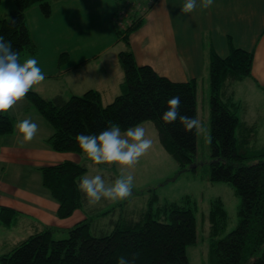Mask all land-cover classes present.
<instances>
[{
  "label": "trees",
  "instance_id": "trees-1",
  "mask_svg": "<svg viewBox=\"0 0 264 264\" xmlns=\"http://www.w3.org/2000/svg\"><path fill=\"white\" fill-rule=\"evenodd\" d=\"M11 2L14 8L8 14L0 13V35L11 42L21 60L38 51L26 23V12L37 5L42 15L48 17L51 6L48 0ZM155 2L143 0L135 9L129 1H122L110 18L115 35L124 44L117 55L123 74L119 83L121 91L110 103L103 105L100 93L93 89L51 100L32 90L26 93L27 101L53 129L46 140L53 151L81 154L76 136L99 133L109 122L119 124L122 130L149 122L157 131L164 152L178 164V173L197 169L188 168L196 161L197 129L185 131L179 122L166 123L160 118L167 107L166 101L176 95L181 98L179 112L197 118L196 82H172L150 66L138 65L130 49L129 34L141 26L142 18ZM123 10L127 25L119 27V12ZM252 62L251 51L232 46L226 57L213 51L209 54V180L229 183L239 197V205L234 229L221 238L211 235L214 239L210 242L208 264H264V144H258L256 137L248 132L249 127L242 125L238 117L241 104L224 89L229 81L249 78ZM14 128L15 120L8 112L0 116V139ZM256 148L260 149L251 150ZM39 172L42 186L58 202V218L65 219L75 210H82L87 201L78 191L77 183L87 172L83 164L66 161L41 167ZM152 195L147 210L135 221L115 222L109 227L106 215L115 209L112 205L102 212L96 209L94 214L76 223L66 231L64 239L55 240L57 229L43 226L0 254V264H117L120 256L133 260L134 264H190L186 247L196 242L194 212L175 202H164L156 212L169 222L154 220L152 209L157 196L155 192ZM224 213L222 200L214 199L208 212L212 231H219L218 221L225 219ZM16 214L13 209L0 207V224L11 227ZM90 218L95 220L94 226Z\"/></svg>",
  "mask_w": 264,
  "mask_h": 264
},
{
  "label": "crops",
  "instance_id": "crops-1",
  "mask_svg": "<svg viewBox=\"0 0 264 264\" xmlns=\"http://www.w3.org/2000/svg\"><path fill=\"white\" fill-rule=\"evenodd\" d=\"M183 3L184 0H156L146 12L141 26L128 36L136 63L150 66L158 75L172 82L183 83L194 80L197 87V100L201 98L202 102H207L210 52L226 57L231 46L251 51L253 53L251 76L241 81H229L224 89L225 93L233 94L234 97L235 93L231 86L248 82L245 87L248 92L254 94L243 91L237 95V99L235 97L241 104L238 117L244 123L242 124L244 127H249L248 132L256 137L258 144H264L260 138L264 128V118L261 116L260 109L261 105L264 112V0H213L207 8L202 7L198 0L197 7L187 13L182 11ZM117 8L118 3L107 5L105 11L110 10V13L104 21L106 24L111 23L110 18ZM0 13L2 14L1 7ZM80 19L84 20L85 15H80ZM71 29L78 31L77 25L72 26ZM110 34L115 35V28ZM123 49V42L117 36L115 40L112 35H109L108 42L95 55L83 54L79 57L74 55L75 58H71L69 52H65V56L60 54L58 62L53 63L52 71L49 64L40 56L39 51L34 56H23L20 62L27 57H35L37 62L43 65L41 70L45 73V79L30 90L46 100H51L56 96L67 98L83 94L84 92H73L71 82L77 79L74 76L81 75L87 69V65L93 67L95 71L96 67L100 66L101 59L104 60L102 68L111 72L108 74L104 69V82L110 85L108 92L101 95L102 104L105 105L116 96L115 90L122 80L123 74L117 55ZM61 56L63 58H60ZM71 73L74 76H70ZM111 75H113V83L110 82ZM250 84L253 85L251 88ZM104 85L102 83L98 86ZM68 88L72 89V92L65 94ZM257 91H259L257 99H261L260 102H262L259 107L255 105L258 100L252 99ZM251 99L254 104H251ZM8 114L14 118L15 124L26 118L34 120L38 124V130L30 141H23L15 128L11 134L2 136L0 139V207H8L17 213L11 227L6 228L0 224V231H8L7 237L0 235V253L3 249L8 250L15 244L10 242L12 235L22 240L38 232L43 226H51L57 229L56 234L64 238L69 228L94 214L96 209V212H102L112 205L119 209L123 202L136 197V191L140 188H132L130 195L124 199L102 200L97 208L87 202L82 210H75L65 219L58 218V202L42 186L39 168L68 161L83 164L87 168L85 175L91 172L96 174L98 170L106 169L112 181L130 172L131 166L127 168H120L115 164L97 166L92 164L86 156L83 157V153L53 151L46 143L47 138L53 133L52 127L25 97L18 101ZM140 125L151 135L152 130L157 133L149 122ZM242 130L244 131L243 128ZM150 152L156 157L166 155L163 148L159 144L156 147L154 143L150 147ZM101 175L103 176V173ZM167 177L169 176L165 174L156 181ZM116 208L112 210L111 215H106L109 227L115 222L135 221L139 213L136 215V212H132L130 215L121 216L116 213ZM144 212H140L138 217L140 218ZM91 220L92 218L90 222ZM92 221L94 226L95 220Z\"/></svg>",
  "mask_w": 264,
  "mask_h": 264
},
{
  "label": "rangeland",
  "instance_id": "rangeland-1",
  "mask_svg": "<svg viewBox=\"0 0 264 264\" xmlns=\"http://www.w3.org/2000/svg\"><path fill=\"white\" fill-rule=\"evenodd\" d=\"M51 6V14L48 17L42 15L39 6H35L26 12V23L31 33V39L36 46V50L39 51L41 57L49 64L50 71L53 70V63L58 62L60 54L69 52L71 58H75L74 55L82 56L83 54H97L98 51L108 42V36L112 35L116 40L114 34L110 32L114 31L112 23H105L110 10L105 11V8L116 3L120 4L122 1L131 2L133 8H137L143 3V0H48ZM2 15L8 14L9 10L14 8L11 0L1 1ZM101 3V4H100ZM88 9V12H86ZM88 14H90L88 16ZM80 15H85V19L81 21ZM142 18V16H139ZM143 19V18H142ZM83 22V23H82ZM77 25V30H72L71 27ZM105 25V27H104ZM61 62V61H60ZM64 63V62H62ZM41 68L43 65L38 63ZM104 60L101 59V64L93 70V67L87 65V69L82 72L81 75L74 76L71 73L70 76H74L77 79L71 82L73 92H86L89 89L96 90L100 95L108 92V85L104 82ZM107 73L109 72L105 69ZM110 80L113 83V75ZM105 84L103 87H99L100 84ZM248 82L237 83L232 85V91H234V101L238 98L243 91L248 89L245 84ZM253 85L250 84L251 88ZM242 89V90H241ZM72 92V89L68 88L65 94ZM118 95L120 93V85L115 90ZM113 91V92H115ZM112 92V93H113ZM254 94L253 92H248ZM259 91L256 92L254 98L257 99ZM227 95H233L226 93ZM263 97V95L260 94ZM236 97V99H235ZM251 99V104H254ZM258 100V99H257ZM259 99L255 105L259 107L262 103ZM250 103V99L248 100ZM259 102V104H258ZM262 118H264V112L261 108ZM197 119L201 122L202 127L197 128V140H196V158L195 164L190 165L188 168H197L194 172L183 171L179 172L178 164L175 160L166 155L156 157L150 148L141 155L138 160L130 167V172L134 176V182L132 188H140L136 191L137 195L132 200L123 202L119 209L116 208V213L121 216L130 215L132 212H136V219H138L140 212L146 211L148 203L152 199V192L156 193L157 199L153 203L152 212L154 213L153 219L168 223V218L157 214V208L163 203L175 202L178 205H183L194 212L196 218V242L186 247V256L190 264H208L210 255V242L215 238L223 237L227 232L234 229L237 221V208L239 205V197L234 193L233 188L229 183L224 182H211L209 180V162L211 161V150L209 143V120H208V107L207 102H202V99L197 100ZM256 121V120H255ZM154 127V126H153ZM257 129V127H256ZM147 137H151L154 145L157 147L159 143L157 133L152 130L146 131ZM257 133V132H256ZM261 140L264 141V128L260 134ZM152 143V144H153ZM158 143V144H157ZM161 146V145H160ZM256 146L257 145L256 143ZM251 149V150H257ZM85 157V155L83 156ZM106 182H111L108 177V170L103 169L101 171ZM167 174V178H163L160 181H156L157 178H162ZM89 175H94L91 172ZM221 199L225 211V219L218 221L219 231L214 232L211 229V224L208 221V212L210 203L214 199ZM188 202H187V200ZM186 202V203H185ZM100 202L97 203L99 205ZM112 212L109 213L111 215ZM222 226V228H220ZM93 234V231L90 232ZM8 234V231H0V235L4 236ZM213 237H212V236ZM7 237V235H6ZM65 236L64 238H66ZM53 238H63L58 234H54ZM63 238V239H64ZM21 241L20 238H16L12 235L10 242L17 243ZM7 250L3 249L2 253ZM0 253V254H2Z\"/></svg>",
  "mask_w": 264,
  "mask_h": 264
},
{
  "label": "clouds",
  "instance_id": "clouds-1",
  "mask_svg": "<svg viewBox=\"0 0 264 264\" xmlns=\"http://www.w3.org/2000/svg\"><path fill=\"white\" fill-rule=\"evenodd\" d=\"M202 7L207 8L213 0H199ZM198 0H184L182 11L191 12L197 7ZM45 79L35 57H27L20 62L18 53L10 41L0 35V116L5 115L18 101L25 97L35 85ZM167 107L161 114L166 123L179 122L185 131L201 128V122L194 116L182 115L179 112L180 96H172L166 101ZM17 133L23 141H30L37 133L38 124L31 119H23L15 124ZM76 143L82 153L94 165H112L127 168L135 163L147 151L153 141L146 136L145 128L132 125L126 129L119 124L109 122L99 133L78 134ZM134 176L131 172L106 182L98 170L94 175H83L77 183L80 191L89 204L101 200H118L131 193ZM117 264H134L133 260L120 256Z\"/></svg>",
  "mask_w": 264,
  "mask_h": 264
},
{
  "label": "built area",
  "instance_id": "built-area-1",
  "mask_svg": "<svg viewBox=\"0 0 264 264\" xmlns=\"http://www.w3.org/2000/svg\"><path fill=\"white\" fill-rule=\"evenodd\" d=\"M120 15L121 16H126V14H124V12H122V11L120 12Z\"/></svg>",
  "mask_w": 264,
  "mask_h": 264
}]
</instances>
